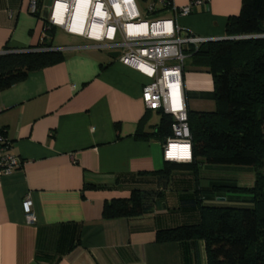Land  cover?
I'll return each instance as SVG.
<instances>
[{
  "label": "crops",
  "instance_id": "obj_1",
  "mask_svg": "<svg viewBox=\"0 0 264 264\" xmlns=\"http://www.w3.org/2000/svg\"><path fill=\"white\" fill-rule=\"evenodd\" d=\"M50 1L39 0L37 15L30 0H0V52L45 41L64 55L0 89V127L8 153L22 161L0 176V264H207L202 239L157 242L156 231L199 220L198 206L181 205L185 192H200L203 205H242L243 195L209 189L220 182L244 185V170L203 163L195 175L186 167L172 176L151 212L104 218L105 201L128 197L133 186L157 188L156 180L132 174L163 166L164 142L134 136L146 114L140 129L150 132L157 124L150 115L158 112L148 111L141 99L149 79L111 51L83 47L86 42L77 44L76 38L58 42L56 32L46 36L41 10ZM240 6L241 0H204L176 21L195 35L222 38L227 17ZM190 60L183 72L186 108L214 110L212 76ZM118 176L126 179L117 186L83 189L84 182L113 185ZM26 196L31 223L21 205Z\"/></svg>",
  "mask_w": 264,
  "mask_h": 264
},
{
  "label": "trees",
  "instance_id": "obj_2",
  "mask_svg": "<svg viewBox=\"0 0 264 264\" xmlns=\"http://www.w3.org/2000/svg\"><path fill=\"white\" fill-rule=\"evenodd\" d=\"M33 13L38 15L37 11ZM43 24L46 36H53L56 26L45 20ZM225 36L232 38L186 49L191 64L205 67L211 74L215 101L214 110H187L190 161L164 160L160 169L133 173L139 181L156 180L157 188L133 186L128 197L105 201L102 216L114 218L151 212L155 199L161 196L172 176L186 167L195 175L203 163L246 169L253 173L250 186L220 182L209 189L243 195L242 205H203L199 204L200 192H185L179 196L180 203L184 208L198 206L199 220L158 229L155 240L183 244L202 239L207 264H264V0H241L238 13L226 19ZM50 48L51 43L45 41L31 49L4 47L0 52V89L23 80L31 71L61 61L62 51ZM157 112L159 121L150 132L140 129L147 121V114L144 115L134 134L136 138L165 142L172 135L173 117ZM1 130L5 136L2 127ZM119 178L126 179L118 176L113 185L84 182L83 189L114 187Z\"/></svg>",
  "mask_w": 264,
  "mask_h": 264
},
{
  "label": "built area",
  "instance_id": "obj_3",
  "mask_svg": "<svg viewBox=\"0 0 264 264\" xmlns=\"http://www.w3.org/2000/svg\"><path fill=\"white\" fill-rule=\"evenodd\" d=\"M142 1L145 4L139 7L137 0H51L47 23L83 38L86 41L83 47L117 51L116 58L121 63L143 73L149 79L141 92L146 108L173 117L172 135L164 142L163 159L190 161L183 88L186 49L221 38L195 35L176 21L204 0H190L184 5H177L174 0ZM38 2L30 0L31 12L37 11ZM8 147L0 127V176L22 164L19 157L8 153ZM181 152L185 154L177 158L176 154ZM21 205L26 221L33 222L31 199L26 196Z\"/></svg>",
  "mask_w": 264,
  "mask_h": 264
},
{
  "label": "rangeland",
  "instance_id": "obj_4",
  "mask_svg": "<svg viewBox=\"0 0 264 264\" xmlns=\"http://www.w3.org/2000/svg\"><path fill=\"white\" fill-rule=\"evenodd\" d=\"M51 2V1H50ZM137 3H138V5H139V7H140V4H145L143 1L141 2V0H137ZM50 3H48L47 5H49ZM74 38H76V39H79V41H77V44L79 43H84V42H86L85 40H80V37H77V36H74V35H69V34H67L66 32H64L63 30H62V28H60V27H56V40H58V42H60V41H67V42H73L74 41ZM46 49H48L47 47H46ZM50 49H53V48H50ZM108 51H110V50H108ZM159 118H160V115L159 114H157V113H152L151 115H150V119H149V121H151V122H153V123H158V121H159ZM237 170H239V169H237ZM237 174L239 175V173L237 172ZM250 174L253 176V173L252 172H250L249 170H246V169H244V172L243 173H241V176L243 175V180H244V185H246L247 183H248V181H250L251 180V177H250ZM240 178L241 177H239V180H240Z\"/></svg>",
  "mask_w": 264,
  "mask_h": 264
},
{
  "label": "water",
  "instance_id": "obj_5",
  "mask_svg": "<svg viewBox=\"0 0 264 264\" xmlns=\"http://www.w3.org/2000/svg\"><path fill=\"white\" fill-rule=\"evenodd\" d=\"M41 18L45 21H47V18H48V14H49V6H44L41 10ZM262 36V35H260ZM229 38H232V37H222L221 39H229ZM110 55L116 57L118 55V52L117 51H111L110 52Z\"/></svg>",
  "mask_w": 264,
  "mask_h": 264
},
{
  "label": "bare ground",
  "instance_id": "obj_6",
  "mask_svg": "<svg viewBox=\"0 0 264 264\" xmlns=\"http://www.w3.org/2000/svg\"><path fill=\"white\" fill-rule=\"evenodd\" d=\"M173 152H174V151H173ZM173 152H172V153H173ZM183 154H185V153L181 152V153H177L176 155L179 156V155H183ZM177 158H181V156H179V157H177Z\"/></svg>",
  "mask_w": 264,
  "mask_h": 264
}]
</instances>
